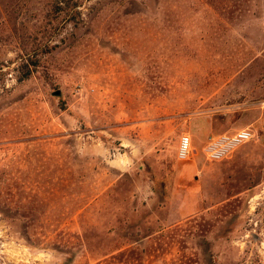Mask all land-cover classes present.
<instances>
[{"label": "rangeland", "instance_id": "rangeland-1", "mask_svg": "<svg viewBox=\"0 0 264 264\" xmlns=\"http://www.w3.org/2000/svg\"><path fill=\"white\" fill-rule=\"evenodd\" d=\"M0 264H264V0H0Z\"/></svg>", "mask_w": 264, "mask_h": 264}, {"label": "built area", "instance_id": "built-area-1", "mask_svg": "<svg viewBox=\"0 0 264 264\" xmlns=\"http://www.w3.org/2000/svg\"><path fill=\"white\" fill-rule=\"evenodd\" d=\"M254 137L255 132L252 127L232 134L212 136L203 149V153L208 162H220L228 159L236 150L250 142ZM197 152L192 136L190 134L183 135L179 144L178 159L189 161L197 155Z\"/></svg>", "mask_w": 264, "mask_h": 264}, {"label": "water", "instance_id": "water-1", "mask_svg": "<svg viewBox=\"0 0 264 264\" xmlns=\"http://www.w3.org/2000/svg\"><path fill=\"white\" fill-rule=\"evenodd\" d=\"M54 96L61 97L62 96V91H57L54 93ZM255 241H258V236L254 235Z\"/></svg>", "mask_w": 264, "mask_h": 264}, {"label": "crops", "instance_id": "crops-1", "mask_svg": "<svg viewBox=\"0 0 264 264\" xmlns=\"http://www.w3.org/2000/svg\"><path fill=\"white\" fill-rule=\"evenodd\" d=\"M195 137H197V138H198V137H199V135H198V134H196V135H195ZM207 141H208V138H207ZM207 141H206V142H207ZM206 142H205V143H206Z\"/></svg>", "mask_w": 264, "mask_h": 264}]
</instances>
